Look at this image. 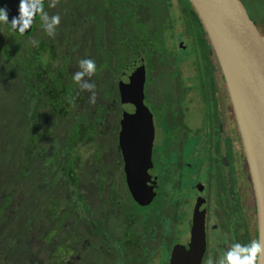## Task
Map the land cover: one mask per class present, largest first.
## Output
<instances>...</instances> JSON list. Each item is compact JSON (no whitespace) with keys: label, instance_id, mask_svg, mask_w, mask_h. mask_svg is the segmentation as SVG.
<instances>
[{"label":"flooded vegetation","instance_id":"obj_1","mask_svg":"<svg viewBox=\"0 0 264 264\" xmlns=\"http://www.w3.org/2000/svg\"><path fill=\"white\" fill-rule=\"evenodd\" d=\"M187 16V22H185L188 26L195 24L196 21L191 17L190 12ZM160 30L162 27L159 26L156 32ZM184 42L183 37L172 42L173 47H177L174 49L177 50L176 53L190 48L185 46ZM149 43H153V40L149 39L141 53L134 58L136 60L134 67L135 73L142 66L146 72L144 105L149 112V127L152 126L154 133L152 143L154 167L151 174L157 178L156 197L153 202L148 206H141L133 199L128 189L123 153L118 145L122 119V104L118 89L119 98L114 100L117 102L115 110L112 109V112L105 116L114 114L120 117L119 123L117 122L114 128L117 149H119L118 183L122 182L123 187H127L126 190L130 196L122 195L125 199L121 204L118 202V211L115 209L110 211L113 218L110 212L100 205L102 202L98 205L101 211H92L91 202L81 189L82 183L79 177V201L84 207L82 208L79 204L77 207L82 208L86 214H93V216L90 215L93 220H88L87 224L83 225L84 228H81L80 225L71 222L74 204H76L72 184L63 185V182L60 183L62 179L58 183L57 178V183L41 182L40 185H36L40 182L38 177L43 176L40 171L45 161L41 160V155L36 154V160L38 158L40 160L33 162L11 164L0 161V264H158V262L159 264H183L186 261L182 262V258L191 251V245L194 244L196 223L202 220L196 216L198 212L204 213L206 238V249L200 264H209V261L211 264H220L221 259L232 250L234 244L246 246L254 240L259 241L256 201L250 171L227 85L213 49L210 55L206 48L204 50L200 47L201 52L207 55L208 61L213 66L207 67L205 73L200 72L197 77L189 72L185 77L187 68H184L181 62L182 60L187 61L189 57L183 58L181 62L172 66L176 56L174 54L170 58L167 55V63L164 65V62L147 58ZM90 52L89 59L95 55V53L92 55V51ZM206 63L201 64L206 66ZM126 67L129 69L130 65ZM102 69L105 71L102 66L96 65L94 75L96 76L98 72V76L92 75V78H86L90 83L95 79L93 81L95 90L108 79V74L106 79L102 77ZM69 71L71 73L70 68ZM204 74L205 81L203 80ZM120 78L117 79L119 85ZM160 78L163 79L160 85L164 91L163 102L160 101V97L156 96L157 83ZM186 80L192 84L189 85ZM193 89L197 91L195 99H190L189 92ZM90 96L91 93L88 91L84 94L86 99ZM96 100L100 103L97 95ZM39 107L42 108L41 101ZM43 109L47 112L42 114L41 118L50 117L53 129L46 124L33 130L36 125L35 119L29 137L27 141H24V145H28L27 148L32 146L30 138L33 132L40 131V137L45 133L51 138V134L56 137L55 127H65L64 138L67 140L68 128L75 123L74 116L58 121L57 117L47 114L50 106H45ZM94 110L98 109L94 108ZM195 111L199 112L197 114L200 121L199 126H193L194 122L189 116ZM86 117L89 116L86 115ZM96 124L99 123L96 122ZM96 124H93L94 129H100ZM37 135L39 136L38 133ZM36 144H38V149L41 145L40 140ZM64 145L66 146L67 143ZM43 148L46 150L45 147ZM52 149L59 153L57 148ZM236 157L238 161L234 160ZM59 164L62 171L68 173V169H71L73 173V163H68L64 158ZM16 165L23 170V174L15 181L18 185L12 186L11 168ZM30 168L38 170L33 180L26 172ZM80 170L78 168V176L82 174ZM101 173L103 174L102 179ZM101 173L97 180L98 185L105 184L108 177L106 171L102 170ZM205 174L211 175L213 182L218 183L215 186V192L210 190L204 178ZM198 175H201L204 181L197 179ZM160 190L162 201L158 203L162 205L159 207L157 201L160 197L158 195ZM61 193L67 198L71 197L69 199L71 207L68 206L67 210L55 216L56 210L49 207L53 205L55 197ZM96 197V199L99 198L98 195ZM128 197H131L132 204L127 201ZM120 199L121 197L118 198ZM218 200L224 205L223 207L217 205ZM32 205L36 208L33 209ZM133 206L136 210L143 212L142 217L135 216L132 209L128 211L124 209ZM220 212L221 216H218ZM95 213L100 217L95 218ZM169 213L173 215H168ZM45 214L47 215L44 216ZM31 216L35 219H30ZM233 217H237L235 226L230 223ZM103 221L109 223L107 228L103 226ZM157 222L164 228L167 239L165 242L161 240L158 248H153L154 233L149 231L156 229L154 223ZM218 231L221 234L217 244L215 242L217 237L212 236V233ZM58 245H62L64 254L56 260L57 256L53 255V252L54 246ZM44 250L51 251V253L48 251V258L44 257V253L47 252Z\"/></svg>","mask_w":264,"mask_h":264},{"label":"rangeland","instance_id":"obj_2","mask_svg":"<svg viewBox=\"0 0 264 264\" xmlns=\"http://www.w3.org/2000/svg\"><path fill=\"white\" fill-rule=\"evenodd\" d=\"M241 1L245 5L252 19L257 21L258 28H260V31L262 32V34H264V0H241ZM53 2L54 0H47V6H45V12L48 14L49 17L54 15H59L60 17V23L58 26H55L54 35H49L45 30L43 24L42 26L41 24H39V27L42 29V31L39 29V32H37L36 35H33L31 38L30 37L24 38L23 40H20L18 35L15 36L12 32H9L7 29H4L3 32L5 33V35L9 36L7 42L4 33L2 32V30H0V38L3 39L5 42H7L3 46L4 47L3 54H2L3 47L2 48L0 47V161L1 162L3 161V162H10L11 164L12 163L15 164L17 162L16 160H18V156L17 155L14 156L13 154L18 152L19 148H22L23 146L22 144H24L22 142L27 141V138L29 137V133L32 130L31 129L32 121L31 120L29 121L27 112L26 114H23L25 111H30V109L33 108L35 114L38 115V117L34 121L36 122V125L33 128V130H36V128H40L41 126H45L46 124L53 129V126L51 125L50 117H47L46 119L41 118L42 117L41 115L46 113L47 110L39 107V102L37 101L38 99L33 96L31 90H28L26 88L25 84H22L19 71L23 70L24 65L21 64L20 60L22 59L20 58H23L24 56L18 53H20L21 50H23V53H25L26 52L25 47L26 46L28 47V45L32 41L35 42V49H37L39 46L40 38L46 39L48 41L47 42L48 44L52 43L50 42L51 40H55L56 46L54 49L56 51L57 57L53 59L54 65L55 66L65 65L68 62V57L63 56V54H69L71 62L68 63V67H70V69L72 70L71 72L74 71V73H76L81 70L79 62L83 59H89L91 55L90 51L92 46L91 45L92 39L90 38H92L91 37L92 31L89 30L90 28H93L96 31L97 28L95 27V25L97 26V24L93 21H97L98 17L100 16L103 18L108 16L110 18L111 15L110 11L106 10L108 6L103 5V0H82V1L80 0V3H78L77 5H73L71 3L72 0H57L56 6L50 7V4ZM158 6H159L158 13L160 16L159 19L157 20L158 22L152 20L153 17H151L150 12L148 11V7H146L144 12L145 16L148 18V21L150 20V22H153L151 26L162 27V30L158 32H154L152 34L154 36H148L149 39L153 40V43L148 44L147 58L155 59L157 62H164V65H166L167 63L166 56L169 55L171 58L175 54L176 57H174L175 60H174V64L172 65L174 66L176 63L181 62L183 58L189 57L187 61L182 60L181 62V65L184 68H187V71L184 74L185 77L188 76L187 72L192 74L194 73L195 77H197V75L200 72L205 73L206 68L213 65L211 64V62L208 61L207 55L203 54L204 52H201L200 50V47L203 48L204 50L206 48L204 38L199 33L201 31L200 25L193 24L191 26H188V23H186L188 18L187 13L185 14L184 8L182 4L178 2V0H169L168 2L165 1L162 5L161 3H159ZM99 7H103V9H98ZM70 14H75V21H76V28L74 33L76 34L75 40L73 41L74 43H72L71 45L68 44V42L71 41V38H66L65 35V31H66L65 28H69L71 24L75 23L74 21H68ZM88 16L89 19H91L92 21V22H88V24H90L89 28L87 27L88 24L86 23V21L84 22L83 20L84 17L88 18ZM105 26H109V24ZM43 30H44V34H43ZM105 33H106V29L103 30V32H101V34H105ZM182 33L188 35L185 36ZM182 37L185 39L184 42L186 44L185 46H189L190 48L183 51H178L176 53L175 51L177 50L174 49H176L177 47H173L172 42H176L178 39ZM145 43H143L140 46L138 52H141V50L143 49V45ZM29 49L30 48H27L28 51H30ZM33 49L34 47L32 46L31 50ZM10 53H11L10 56H6V54H10ZM14 55L16 56L15 57L16 62L19 63L18 67H16L14 63L12 65H9L8 61L4 59V57L6 56L8 60H10ZM23 59L25 60L27 58H23ZM47 61H48V57L44 56L43 58L38 60V63L43 64ZM135 61L136 60L133 59L130 63L127 64L130 65L127 71H125L127 67H125L122 70L121 73L122 76H120L121 80H124L126 75H128L127 78L130 77V75H134L133 73H135V67H134ZM201 63H206V66H202ZM35 65L37 66V63L34 61V66ZM101 75L106 79L107 73L106 71H103V69ZM94 77L96 76L94 75ZM145 77H146V72H145ZM86 78H92V76ZM203 80L205 81V74ZM162 82L163 79L160 78L158 80L157 83L158 88L156 90V92L158 91L156 93V96L160 97L161 102L164 101L163 98L164 91L163 89L160 88ZM186 82L189 85L192 84L188 80H186ZM114 86L116 87L117 91L118 89L120 90V85H118V81H115ZM196 92L197 91L194 89L190 91L189 98L195 99ZM118 98H119V93H118ZM98 101L102 102L99 97H98ZM77 110L78 113L82 112L84 115L89 114L88 104L87 107H83L82 109L78 107ZM113 110L115 109L113 108ZM21 113L23 114V116L20 115ZM197 114H199L198 111L191 112L189 114L191 120L194 122V124H192L193 126H199L198 122L200 121L198 120ZM119 120H120L119 116H115L114 114L113 115L111 114L105 116V122L103 127L100 124H96L100 128V129H96V133H100L99 136L97 137V145H93L89 143V141L86 140V138L88 137V132L85 130V132L80 133L81 128L76 127V125H75V135H74L75 143L74 142L70 143L69 140H65L64 138L65 127L54 128L56 132V137H53V135L51 134V138H50L47 137V135H45L44 133L39 139L41 145L37 149L36 151L37 153H35V155L36 154L37 156L41 155L42 158L41 160H44L46 156L51 157L50 163L52 165L45 162L42 163L40 172L43 173V176L38 177L40 182L36 183V185H40L41 182L51 183L53 181L57 183L56 180L57 178H58V183L60 182V179H62L60 183L63 182L62 183L63 185H66V183L68 185L72 184L73 185L72 191L74 192L73 198L76 201V204H74V210L72 213L73 217L71 218V222L74 223L75 225L76 224L80 225L81 228H84L83 225L87 224L88 220H93L91 218L93 214H90L91 215L90 216L89 214L83 212L82 208L84 206L83 203H80L79 201L80 198L78 194L79 183L73 179L72 175H70L66 171H62V167L59 164L60 158L62 159V162L64 158L65 159L67 158L68 161L72 162L73 164L75 161V166L72 165V167L75 168L74 171L78 172V168L81 169L80 173L82 174H80L79 176L80 181L82 183L81 189L88 198V200H90L91 202L90 208L92 211H96V212L101 211V209L98 207L99 202H102V204L100 205H103L104 208H106V211L110 212L113 211L114 209L118 211V202H120L121 204L124 202L125 199V198L123 199L124 196L122 197V195H128L126 188L123 187L124 184H122V182L118 183V176H119L117 169L118 151H117L116 133L114 128L117 122L119 123ZM4 123L7 124L5 125ZM102 130L104 131V133H102ZM84 140H86L85 143ZM157 140L158 139H156V141ZM65 143H67L66 146L64 145ZM42 147H45L46 150L42 151L41 150ZM52 148H57L59 153L55 152V149ZM156 148L157 147L155 146V149ZM98 151L101 152L100 160L96 159V157L98 158L99 156ZM78 155L80 157H78ZM77 159L79 160L77 161ZM234 160L238 161V157H236V159ZM68 166L66 167L68 168ZM102 170L108 173V177L105 180L106 183L99 188L100 185H98L97 180H99L100 173L102 172ZM16 172H17V168L14 171V173ZM35 177L36 175L33 176L31 175L32 180ZM197 177H198L197 179H201V181H204L201 175H198ZM102 178H103V174L101 173V179ZM204 178L207 180L210 190L215 192L214 189L218 183L216 181L213 182V178L211 175L205 174ZM211 191H209V193ZM161 192L162 191L160 190L158 193L160 197L157 203L158 202L160 203L162 201ZM96 195L99 196L98 199H96L97 198ZM114 196L118 198L121 197V199L118 200V198H115ZM70 198L71 197L67 198V196L63 193L55 197L52 203L53 205L49 207V208L52 207V209L54 208L56 210L55 216L60 215L62 211H65L69 207H71L70 206L71 202L69 201ZM112 201L113 202L115 201V206H116L115 208H113L112 204H110L113 203ZM127 201L130 202V204H132L129 198L127 199ZM159 203L157 205L160 207L162 204L160 205ZM78 204L82 208H78L77 207ZM217 205L219 207L224 206L220 200L217 201ZM43 207H46V205H43ZM32 208L35 209L36 206L32 205ZM38 208L39 206L37 207V209ZM124 209L125 211L132 209V212L135 216L142 217L143 212L136 210L134 206L131 208L125 207ZM47 214H45L44 216H46ZM111 215L113 214L110 212V216ZM168 215H173V213H169ZM44 216L42 218H44ZM218 216H221V212L220 214L218 213ZM33 217L34 216H31L30 219L34 220L35 217L34 218ZM96 217H100V215L95 213V218ZM236 222H237V217H233L230 221V223L233 226L236 225ZM102 224L105 228L109 226V223L105 221H103ZM224 224H226V221H224ZM154 226L156 227L157 230L156 229H155L156 231L150 230L149 232L154 233V240L152 247L158 248L161 240H164L165 242V239H167V237L166 234L164 233L165 232L164 228L161 227L159 222L154 223ZM220 234H221L220 231L212 233V236L217 237V240L215 239V242L217 244L219 241ZM54 248L55 249L53 255H56L57 256L56 260H59L64 254L62 245L54 246ZM45 251L47 250H44V252ZM48 251L51 253L50 250ZM48 251L44 253L45 258L49 257Z\"/></svg>","mask_w":264,"mask_h":264},{"label":"water","instance_id":"obj_3","mask_svg":"<svg viewBox=\"0 0 264 264\" xmlns=\"http://www.w3.org/2000/svg\"><path fill=\"white\" fill-rule=\"evenodd\" d=\"M189 1L207 33L227 85L253 185L258 239L264 248V34L241 0ZM20 3L21 0H0V8L7 9L12 29L28 35L38 13L27 30L15 29L11 21L18 16ZM139 69L120 82L119 147L128 189L137 203L148 206L156 197L157 178L151 174L154 133L144 105L145 69ZM196 216L202 220L196 223L194 244L182 258V262L186 261L183 264H200L206 249L204 213ZM259 264H264V254Z\"/></svg>","mask_w":264,"mask_h":264},{"label":"trees","instance_id":"obj_4","mask_svg":"<svg viewBox=\"0 0 264 264\" xmlns=\"http://www.w3.org/2000/svg\"><path fill=\"white\" fill-rule=\"evenodd\" d=\"M165 1L168 2L169 0H103V5L108 6L106 10L110 11V18L108 16H106L105 18L101 16L98 17L97 21H93L97 24V26L95 25V27H97L96 31L93 28H90L89 30L92 31V38H90L92 39V55L93 53H95L94 56H91V59L96 62L97 66H102L108 74L106 83L102 84L101 87H96L97 90H95L97 96L101 100H103L102 102L99 101L100 103H98L97 100L94 104L90 103L91 96L87 99L84 97V94L87 91L80 89L79 85L73 79V76L75 74L74 71L71 73L69 71L70 67H68V63L71 62L69 54H63V56L68 57V62L65 65H54L53 59L57 57L56 51L54 49L56 46L55 40H51L50 42L52 43L48 44V41L46 39L40 38L39 46L37 49H35V43H33L34 41H32L28 45V47H25V53H23V50L18 53L24 56L23 58H27L25 60L23 58H20L22 60L17 59L21 61L22 65H24L23 70L19 71L22 84H25L26 88L32 91L33 96L38 99V102L41 101L42 108H44L45 106H50V111L47 114L57 117L58 121L65 120L67 117L74 116L75 123L70 128H68L66 135V138L70 141V143H75L74 135L76 125V127L81 128L80 133L85 132V130L88 132V137L86 138V140L89 141V143L97 145V137L100 133H96V129H94L93 124H96V122H98L102 125L105 122V115L110 114L112 112V109L116 107L117 102H115L114 100L118 97V91L114 86L115 81H117V79L120 77L122 70L127 66V64L141 53L138 52L139 48L143 43L147 41L143 45V47H145V45L149 41L148 36L152 35L154 32H156V29L159 28V26H151L153 22H150V20L148 21V18L144 14L145 9L146 7H148V11L150 12L151 17H153L152 20L157 21L160 17L158 13V5L159 3H161L162 5ZM178 2L182 4L184 11H186L187 13H191V17L196 21L194 23L200 25L201 31L199 33L204 38L206 50L211 55V53H213L212 46L195 9L192 7L189 0H178ZM71 3L73 5H77L78 3H80V0H72ZM45 6H47V0H43L44 12ZM98 9H103V7H99ZM83 20L84 22L86 21L87 24L88 22H92L91 19H89V16L88 18L84 17ZM68 21L75 22L74 24L70 25L71 27L69 26V28H65L66 38H71V41H69L68 44L71 45L72 43H74L73 41L75 40L76 35L74 34L76 28L75 14H70ZM255 23L258 25L257 21H255ZM39 24H41V26L42 24L44 25L40 14L36 19L32 32L28 35L18 33L17 31L12 29L8 23L4 22H0V30H2L3 32L4 29H7L15 36L18 35L20 40H23L24 38H31L33 35H36V33L39 32V29L42 31V29L39 27ZM107 24H109V26H105ZM89 26L90 24L87 25L88 28ZM105 29L106 33L101 34V32H103V30ZM5 37L8 42L9 36L5 35ZM7 42L0 38V47L2 48ZM32 46L34 47L33 50H31ZM27 48H30V51H28ZM3 51L4 47L2 48V54ZM10 55L11 53L6 54V56ZM15 55L10 59L11 61L8 60L6 56L4 57V59L8 61L9 65H12L14 63L15 66L18 67L19 63L16 62ZM44 56L48 57V61L43 64H39L38 60H40ZM34 61L37 63V66H34ZM96 76H98V72L96 73ZM70 99H73L74 103H69ZM87 104L90 112L88 111L89 114L86 115H88L89 117H86V115H84L82 112L78 113L77 110L78 107L81 109L83 107H87ZM94 108H97L98 110H94ZM26 112L29 121L31 120L33 123V121L36 119L34 109L32 108L30 109V111H25L23 114H26ZM23 114L21 113L20 115L23 116ZM4 124L6 125L7 123ZM37 133L39 134V136L37 135ZM37 133L33 132V135L30 138L32 146H29L27 148L28 145H24L25 142H22L24 143L22 144V148H19V151L13 154L14 156H18V160H16L17 162L15 164L40 160L39 158L36 160L34 157V153H36L38 147V144L36 143L38 142L41 135L40 131H37ZM102 133H104L103 130ZM86 140H84V143L86 142ZM41 150L43 151L45 149L43 148ZM118 150L119 149H117V151ZM98 154L99 156L98 158L96 157V159L100 160L101 152L98 151ZM78 157L80 156L78 155ZM78 160L79 159H77V161ZM44 161L50 163L51 157L46 156L44 158ZM65 161H68V159L66 158ZM73 166H75V161ZM16 168L17 172L14 173ZM74 170L75 168H73L72 173L71 169H68V173L74 177V180L76 182H78L79 176L77 171ZM27 172L29 174L28 177L31 178V175H36L38 170L35 171L33 168H30ZM11 173L13 174L11 175V178L13 179L11 185L17 186L18 184H16L15 181L16 179L18 180L22 177L23 170H20V167L16 165L11 168ZM103 184L104 183H102L99 188L102 187ZM124 188L127 189L126 186ZM127 193L128 196H130L128 190ZM130 198L129 200L131 201ZM74 202L76 203V201ZM110 204H112L113 208L116 207L115 201Z\"/></svg>","mask_w":264,"mask_h":264},{"label":"clouds","instance_id":"obj_5","mask_svg":"<svg viewBox=\"0 0 264 264\" xmlns=\"http://www.w3.org/2000/svg\"><path fill=\"white\" fill-rule=\"evenodd\" d=\"M56 3L57 0H54L50 7H55ZM37 13L40 14L47 33L54 35L55 26L59 25L60 17L59 15L49 17L43 10V0H21L18 16L13 17L11 24L15 29L23 32L31 26ZM0 22L9 23L8 11L5 8H0ZM79 65L81 70L74 74L73 79L80 89L91 93L90 103L94 104L96 101L95 84L88 82L85 78L91 77L96 72V62L92 59H83ZM69 103H74V100L70 99ZM262 254H264V248L261 247L259 241L254 240L246 246L234 244L232 250L221 259L220 264H259Z\"/></svg>","mask_w":264,"mask_h":264}]
</instances>
